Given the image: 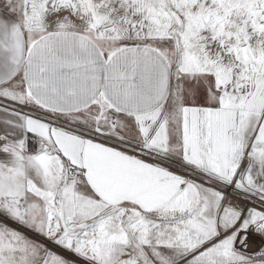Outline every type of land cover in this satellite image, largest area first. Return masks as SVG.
I'll use <instances>...</instances> for the list:
<instances>
[{"label":"snow or ice","instance_id":"6c2138e0","mask_svg":"<svg viewBox=\"0 0 264 264\" xmlns=\"http://www.w3.org/2000/svg\"><path fill=\"white\" fill-rule=\"evenodd\" d=\"M0 264H264V0H0Z\"/></svg>","mask_w":264,"mask_h":264}]
</instances>
